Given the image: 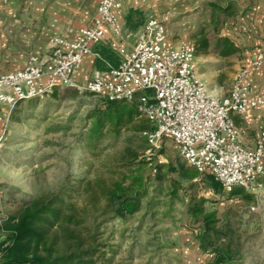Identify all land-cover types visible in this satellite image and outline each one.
Listing matches in <instances>:
<instances>
[{
    "label": "rangeland",
    "instance_id": "1",
    "mask_svg": "<svg viewBox=\"0 0 264 264\" xmlns=\"http://www.w3.org/2000/svg\"><path fill=\"white\" fill-rule=\"evenodd\" d=\"M226 2L229 0H206L218 26L204 27L212 40L207 50H202L197 40L199 65L213 78L211 90L218 94L229 93L242 60L255 49V45L246 47L249 53L245 56H218L213 39L221 19L235 8V0H230L228 11L221 9ZM260 69L257 77L263 87L264 67ZM101 101L90 93L59 86L50 95L5 110L8 117L1 132L5 140L0 147V225L23 202L60 186L82 185L98 175L105 177L107 184L128 176L129 183L132 176L141 174L148 195L142 196L141 210L124 218L105 209L104 200L97 195L92 202L89 195L70 191L69 200L86 208L78 210L82 216L79 231L86 241L94 240V264H213V252L200 247L202 219L189 212L192 198L206 199V210L215 211L221 224L231 226L233 259L228 264H264V178L248 189L238 186L229 190L219 181L216 188L210 177L195 179V186L190 187L188 179L181 176L180 164L188 165L177 144L166 138L163 154L149 155L144 130L139 129L140 119L120 133L106 131L101 138L88 141L94 121L89 114L103 108ZM146 126L154 128L152 123L146 122ZM158 164H163L165 179L161 182L154 176ZM175 180L183 186L172 198L170 183ZM237 188L243 193H233ZM246 194L252 197L245 198ZM3 238L0 232V241ZM228 240L222 238L219 244Z\"/></svg>",
    "mask_w": 264,
    "mask_h": 264
},
{
    "label": "built area",
    "instance_id": "2",
    "mask_svg": "<svg viewBox=\"0 0 264 264\" xmlns=\"http://www.w3.org/2000/svg\"><path fill=\"white\" fill-rule=\"evenodd\" d=\"M121 7L120 0H100L89 25L55 36L43 58L30 55L20 70L0 73V103L14 107L59 86L101 99H135L154 126L144 131L149 155L171 138L186 164L198 172L196 180L213 176L229 190L259 184L264 177V129L248 143L234 116L247 120L264 107V94L251 77L263 66L264 51L236 73L227 96H216L197 75L196 45L189 40L173 44L163 20L148 18L136 32L133 48L125 47L124 38L130 35L119 22ZM102 43L117 51L119 64H108L86 84H78L75 75L85 57H99L96 46ZM4 140L0 134V147Z\"/></svg>",
    "mask_w": 264,
    "mask_h": 264
},
{
    "label": "crops",
    "instance_id": "3",
    "mask_svg": "<svg viewBox=\"0 0 264 264\" xmlns=\"http://www.w3.org/2000/svg\"><path fill=\"white\" fill-rule=\"evenodd\" d=\"M120 1L122 7L117 12L119 22L130 35L124 38L125 47L129 50L133 48L135 34L143 26L136 31L127 28V16L133 10H139L146 20L150 17L161 19L166 24L168 37L173 44L189 40L196 45L197 75L208 84L211 93L221 97L229 94H218L216 90H211L213 78L206 76L199 65L197 40L200 48L207 50L212 40L205 34L204 27L218 26V20L213 17L206 0ZM99 2L100 0H0V73L20 70L30 55L43 58L55 36L89 25L97 13ZM229 3L231 2L223 3L220 8L227 10ZM234 5L232 12L221 19L220 29L216 32L217 38L213 41L217 42L220 57L223 56V38L229 39L236 46V52L231 54L234 56H245L249 53L246 47L255 45L249 58L242 60L238 72L258 51H264V0H235ZM202 11L205 14L202 15ZM96 51L100 56L87 55L76 73L75 80L78 84H86L100 71L105 70L104 65L107 68L108 64H119L117 51L108 43L97 45ZM110 57H113L114 62L107 59ZM260 68L253 70L251 77L258 91L264 94V84L260 87L257 77L262 72ZM9 107L11 106L0 103V134L8 117L4 112L10 110ZM234 117L237 124L245 129V140L248 143L253 142L259 131L264 129V107L253 111L247 120L238 115Z\"/></svg>",
    "mask_w": 264,
    "mask_h": 264
},
{
    "label": "trees",
    "instance_id": "4",
    "mask_svg": "<svg viewBox=\"0 0 264 264\" xmlns=\"http://www.w3.org/2000/svg\"><path fill=\"white\" fill-rule=\"evenodd\" d=\"M229 4L231 6V3ZM144 22L145 17L139 10H133L127 16V28L131 31L138 30ZM222 42L223 56L236 52V46L229 39L223 38ZM107 59L113 61V57ZM117 63H114L115 66ZM104 67L106 68L105 65ZM101 102L103 108L100 111L95 109L89 114V118L94 121L89 128L88 141L101 138L106 131L120 133L122 128L136 123L137 119L141 122L139 129L144 131L150 129L146 122L149 124L151 122L139 112L135 99L102 98ZM108 124L110 125L107 127ZM136 126L138 127L137 124ZM157 154L162 155L163 148ZM162 168L163 164L154 167V176H157L159 182L165 179L161 174ZM180 172L182 177L188 179L190 187H194L198 172L185 164H180ZM123 177L107 184L105 177L98 175L94 180H88L82 185L66 184L23 202L18 211L0 225V232L4 235L0 242V264H94L97 251L94 240L86 241L79 231L82 216L78 210L86 208L77 206L76 202L69 200L68 197L71 190L89 195L92 202L97 195V198L104 200L105 209L113 210L114 216L124 218L133 215L142 208V196L148 195L145 178L138 174L132 176V181L127 183L128 176ZM207 177H210L214 187H220V183L213 176ZM181 186H183L181 181H172L169 195L172 198L176 197ZM233 193L241 194L243 190L237 188ZM244 196L252 197L247 194ZM205 201L204 198L198 201L192 198L188 208L194 217L202 219L201 233L198 235L200 247L203 251L210 249L213 252L215 256L213 264H228L233 259L230 238L233 231L228 224H221V219L215 211L206 210L203 206ZM227 237L228 242L220 245L219 241Z\"/></svg>",
    "mask_w": 264,
    "mask_h": 264
}]
</instances>
